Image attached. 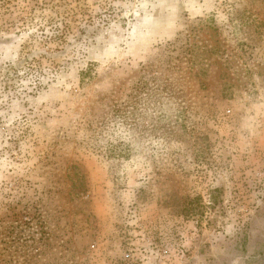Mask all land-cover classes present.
Listing matches in <instances>:
<instances>
[{
  "label": "rangeland",
  "instance_id": "1",
  "mask_svg": "<svg viewBox=\"0 0 264 264\" xmlns=\"http://www.w3.org/2000/svg\"><path fill=\"white\" fill-rule=\"evenodd\" d=\"M0 264H264V0H0Z\"/></svg>",
  "mask_w": 264,
  "mask_h": 264
}]
</instances>
